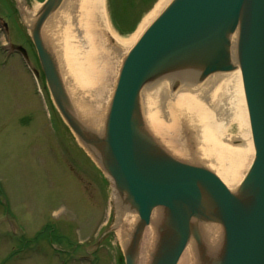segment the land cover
<instances>
[{"label": "water", "instance_id": "water-1", "mask_svg": "<svg viewBox=\"0 0 264 264\" xmlns=\"http://www.w3.org/2000/svg\"><path fill=\"white\" fill-rule=\"evenodd\" d=\"M15 1L61 117L112 179L116 224L107 232L118 233L125 264H138L149 228L153 240L147 264H178L191 245L193 261L207 264L202 226L208 224L220 227L215 264H264V0H171L125 56L108 111L98 123L101 136L95 139L83 132L70 108L59 52L44 32L49 19L66 10V0H45L36 8L29 0ZM234 33L255 151L238 193L212 169L175 157L145 121L136 119L147 84L169 78L174 87L180 83L194 93L201 87L195 91L193 86L211 75L234 70L229 53ZM177 75L182 79H174ZM157 212L161 217L153 227ZM127 213L135 218L128 230Z\"/></svg>", "mask_w": 264, "mask_h": 264}, {"label": "rangeland", "instance_id": "rangeland-1", "mask_svg": "<svg viewBox=\"0 0 264 264\" xmlns=\"http://www.w3.org/2000/svg\"><path fill=\"white\" fill-rule=\"evenodd\" d=\"M29 1L36 8L43 0ZM158 1L155 0L140 16L134 15L136 18L129 21L138 20L137 24L127 31L113 25L108 1L105 0L109 33L132 40L122 50L111 44L109 39L105 43H101V39L96 42L106 50L101 56L107 55L106 109L109 108L122 62L152 22L141 31L147 15ZM23 3L24 0L19 5ZM63 9L58 10L62 11V22L56 41L61 47L55 48L59 52L56 59L61 62L62 69L65 67L66 71L72 72L63 76L67 80L64 81L66 86L76 94L84 91L83 96L88 98L98 88V81L90 79L89 71L87 76L82 74L81 64L77 63L72 68L71 63L75 60L83 64L87 62L93 43L89 39L91 36L77 30L76 12ZM0 18H3L0 20V264H124V247L118 233L107 232L110 224H116L117 202L113 201L111 179L61 119L36 50L27 39L30 36L23 22L25 17L22 18L15 0H0ZM4 21L8 29L7 38ZM6 40L15 42L9 48L10 54L2 47ZM17 44L28 49L29 62L16 50ZM33 69L39 70L38 79L32 73ZM216 74L194 85V90L198 91L199 86L202 87ZM88 80L92 82L84 83ZM172 83L169 78H164L145 86L141 111L136 118L138 122L145 121L149 126L156 114L163 123H171L175 98L178 93L187 91L180 83L176 87ZM197 93L202 94L201 91L194 92ZM202 103L211 109L208 100H202ZM104 117L105 114L102 115ZM225 126L227 133L219 137L220 143L239 145L229 135L237 132L236 123L227 122ZM154 135L160 138L158 133ZM185 139L187 146H193L188 134ZM187 161L218 173L219 163L214 159ZM192 243L195 245L194 241ZM186 258L187 252L178 264L186 262Z\"/></svg>", "mask_w": 264, "mask_h": 264}, {"label": "bare ground", "instance_id": "bare-ground-1", "mask_svg": "<svg viewBox=\"0 0 264 264\" xmlns=\"http://www.w3.org/2000/svg\"><path fill=\"white\" fill-rule=\"evenodd\" d=\"M171 0H159L152 11L147 15L146 21L141 31L153 21L168 5ZM65 8L70 12H76L75 22L77 30L84 31V34L93 43L89 60L81 63L72 61V68L75 64H81L80 71L84 75L91 76L92 81H98V88L94 89L88 95L83 96L84 91L76 94L75 90L67 88L68 101L70 108L76 117L80 127L90 138H100L101 128L98 123L102 121V115L107 107V98H104L106 92V74L108 71L107 55L101 56L106 50H102L96 42L101 39V43L114 38L116 46L119 50L127 48L130 40L116 37L109 31L105 12V0H66ZM29 17H34V12L26 11ZM28 21V20H27ZM62 22V11L59 15L54 14L45 29V36L51 47H61L56 41L58 27ZM146 26V27H145ZM80 32V31H79ZM110 32V33H109ZM111 35V37L109 36ZM238 33L231 35L230 58L236 68L230 72L216 74L210 78L199 90L202 94H194L189 91L180 92L175 98L173 107V115L170 124H165L156 114L152 117L149 125L154 132L160 135L162 144L172 150L175 157L180 159L207 160V158L218 161L217 175L233 192L240 191V185L248 172L255 155L252 135L250 130L248 112L245 101V94L242 86L241 71L237 66V50L236 41ZM83 38H86L83 36ZM236 39V40H235ZM85 41V40H84ZM86 42V41H85ZM109 55V52L107 51ZM72 73L66 71L63 67V75ZM193 78V76H191ZM88 78V77H87ZM174 79H182L181 75H177ZM173 79V80H174ZM67 81V80H65ZM88 80L84 83L92 82ZM101 83V85L99 84ZM163 87H160V89ZM88 91H91L89 89ZM100 91V94L97 93ZM214 91L212 94L211 92ZM204 93V94H203ZM201 99V100H200ZM202 100H208L211 109L206 107ZM228 123H236L237 132L230 133L232 140L239 143L236 146H229L220 143L219 137L226 135V126ZM190 133V134H189ZM191 142L196 143L193 147L186 145V135ZM98 153H102L99 151ZM97 154V153H96ZM100 156V155H98ZM99 163L102 164V156L99 157ZM111 178V177H110ZM112 180V179H111ZM206 208H209L210 202L205 199ZM161 213L155 214L154 225L160 219ZM134 217L130 213L125 214L124 224L126 230L131 228ZM204 237L206 239L207 252L205 260L207 264H215L218 248L220 245V227L217 224H208L202 226ZM119 234L123 244H127L124 240V230H120ZM152 229H147L142 240L138 264H147L149 253L153 240ZM205 247V248H206ZM195 247L191 246L186 258V263L182 264H198L193 261L196 256Z\"/></svg>", "mask_w": 264, "mask_h": 264}, {"label": "trees", "instance_id": "trees-1", "mask_svg": "<svg viewBox=\"0 0 264 264\" xmlns=\"http://www.w3.org/2000/svg\"><path fill=\"white\" fill-rule=\"evenodd\" d=\"M109 6V12L112 17L113 25L122 30L131 31L135 28L138 20H134L130 23V19H135L136 16H140L142 12L147 10L155 0H107ZM140 11L139 13H137ZM137 13V14H136ZM134 15H136L134 17ZM130 23V24H129ZM122 26L128 27L129 29H123Z\"/></svg>", "mask_w": 264, "mask_h": 264}]
</instances>
